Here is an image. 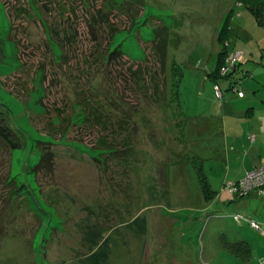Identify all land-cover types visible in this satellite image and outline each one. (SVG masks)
I'll list each match as a JSON object with an SVG mask.
<instances>
[{
	"label": "rangeland",
	"instance_id": "1",
	"mask_svg": "<svg viewBox=\"0 0 264 264\" xmlns=\"http://www.w3.org/2000/svg\"><path fill=\"white\" fill-rule=\"evenodd\" d=\"M112 1L0 0V115L20 140L0 141V264H264V237L232 217L241 197L228 190L264 151V13L241 0H116L111 49L156 70L155 100L131 78L86 72L90 15ZM69 33L82 39L65 49ZM222 43L242 59L206 81ZM243 228L258 238L251 255L233 246Z\"/></svg>",
	"mask_w": 264,
	"mask_h": 264
},
{
	"label": "trees",
	"instance_id": "2",
	"mask_svg": "<svg viewBox=\"0 0 264 264\" xmlns=\"http://www.w3.org/2000/svg\"><path fill=\"white\" fill-rule=\"evenodd\" d=\"M66 1H70V0H66ZM245 5H249V8H252L251 10L254 11L255 16L257 17V19L260 18V12L262 13V2L264 0H241ZM86 4H88L87 1H85ZM112 3V4H111ZM115 6L116 5V0L110 2V3H105L104 4V8L106 9V11L103 12H99L98 15L95 16V14H91L90 15V19L88 22V30H90L92 36H91V43H92V48L89 49L90 51L88 52L86 59L87 62L89 64L88 68L86 69V72L88 74L92 73L94 71V69L100 74L99 69H101V74L104 75V73L108 76H118L120 77V79L123 80L125 87L128 86L127 82V78H131V81L138 87L139 91H143L144 94L147 96H149V98H153V99H157L158 95H159V82H157L158 80L156 79L157 74H156V70H152V68L150 66L144 65L142 67V65L138 64L136 66L133 65H129V66H124L120 64V60L123 57V53L120 50L117 49H111L112 47V43L114 40V37L117 34L116 29L114 28V25L111 23L110 19H109V8L110 6ZM98 16V17H97ZM98 24H101L102 26H105L108 28V30L111 33H100L99 31L102 30V27H97ZM100 25V26H101ZM222 31L225 33V29L222 28L219 32V37L221 36ZM67 32H69V30H67ZM108 36V41L105 45H102V43H100V41H103L105 36ZM82 39V36H80ZM80 37H77L76 34L73 33H69L68 36L63 37L64 39V43H65V49H67V47L69 48L71 45H76L77 43H79L81 40H79ZM226 38V37H225ZM225 38L223 39V42L225 41ZM79 40V42H78ZM168 42L166 39H164L163 42H161L160 44L157 43L156 44V55H157V59L158 62L160 64V73L162 74V85L165 88V91H167V77H166V47L165 45H167ZM223 47L219 53L218 56V64L217 67L215 69V71L213 73H210L208 76H212L214 82H216L215 77L216 76H221L222 78L225 79H229L230 76L232 75L233 71L231 72L230 70L228 71L227 74L225 75H221L220 74V68L224 62V54H227V48L224 46V43H222ZM68 59V58H67ZM120 59V60H119ZM146 61V60H144ZM143 61V62H144ZM117 62L118 65H116L115 63ZM118 70V71H115ZM230 84L229 87L231 86L232 89H234V87L237 85V81L236 80H229ZM129 83V82H128ZM111 87V82L108 83ZM218 85L220 88V85L218 83H214L215 85ZM213 86V88H214ZM238 87H236L235 89H237ZM113 96L114 97H119V93H117L116 91L112 90ZM241 93V94H239ZM238 95L240 97H242V92H239ZM110 101L109 106L117 108L120 105V101L119 100H114V101ZM94 111V110H93ZM1 113V111H0ZM90 113H92V111H89V117H90ZM96 114V113H95ZM0 141H2L7 148H9L10 150H15L18 149L20 144H19V138L18 135L16 133V131L7 124V122L5 121L4 117L2 118L0 115ZM96 122H100L101 120L99 119V115L96 114V118H95ZM119 121V120H118ZM100 141H104L102 139H100ZM110 148H112V145H110ZM125 148V147H124ZM112 151H114V149H111ZM118 150H115L114 152H117ZM164 176H166V174H164ZM166 179L167 176H166ZM8 208V206H6V209ZM6 228V227H5ZM5 228H2V222L0 221V244L3 240V238L6 236L7 234V230H5ZM234 247L237 246L238 249H242V252L247 253L249 250V246L248 244H246L244 241H239L237 243H234L233 245Z\"/></svg>",
	"mask_w": 264,
	"mask_h": 264
},
{
	"label": "crops",
	"instance_id": "3",
	"mask_svg": "<svg viewBox=\"0 0 264 264\" xmlns=\"http://www.w3.org/2000/svg\"><path fill=\"white\" fill-rule=\"evenodd\" d=\"M248 9L250 10V12L252 14H254V11L251 10L252 8H249V5H248ZM263 13H264V10H262V14ZM260 14H261V12H260ZM262 14H261V16H262ZM261 16H260V18H261ZM227 53H228V49H227ZM211 79L213 80L212 76H207V80L206 81H209ZM252 137L254 138L252 140V144H254L256 142V140H257L256 133H254L252 135ZM243 141L241 142V147L244 148V152H246V156H249V154H250V156L253 157L254 154L250 151V149H249L250 146L248 147L247 144L244 145ZM263 163H264V151L259 148V149L256 150V153H255L254 158L252 159L251 163L249 165H243L242 168L240 169V171H236V173L234 174V180L235 181L239 180L240 178H242L245 175L246 172H248L249 170L253 169L254 167L260 166ZM236 207L239 209V214H243L245 216H249L253 220L261 223V232L259 230L257 231L256 229L252 228L250 225H248L246 223L250 227V228H247L248 229L247 231L252 232L253 234H255L259 238H260V236L264 237V232H263V228H264V197H262L258 193L253 192V193L249 194L247 197L239 198V204ZM218 210H220V209H216L215 207L209 208L208 209L209 213H207L206 220L210 216L216 214L217 212H220ZM234 214H238V213H234ZM253 230L258 232L259 234H257ZM245 231L246 230L244 228H243V230L240 231L239 239H236V241L234 243H237L239 241H244L246 244H248L249 250H248L247 253H245V252H243V253L245 255H248V254L251 255V252H252V247L251 246L254 245V243L258 240V238H255L254 235L252 237H247L246 235H244ZM235 251H238V250H235ZM236 255H238V252H237Z\"/></svg>",
	"mask_w": 264,
	"mask_h": 264
},
{
	"label": "built area",
	"instance_id": "4",
	"mask_svg": "<svg viewBox=\"0 0 264 264\" xmlns=\"http://www.w3.org/2000/svg\"><path fill=\"white\" fill-rule=\"evenodd\" d=\"M227 55L219 71L221 75L227 74L229 70L231 71L242 59V53L238 51H234L230 54L227 53ZM214 90L216 96L220 97V88L217 84L214 86ZM228 190L234 196L242 197L248 193L255 192L264 197V163L246 172L237 182H228ZM234 218L237 221H246L255 229L260 230V223L249 217L234 215Z\"/></svg>",
	"mask_w": 264,
	"mask_h": 264
},
{
	"label": "clouds",
	"instance_id": "5",
	"mask_svg": "<svg viewBox=\"0 0 264 264\" xmlns=\"http://www.w3.org/2000/svg\"><path fill=\"white\" fill-rule=\"evenodd\" d=\"M255 168V167H254ZM250 171V170H249ZM241 179V178H240ZM239 179V180H240ZM238 181V180H237ZM237 181H235V182H237ZM253 193V192H252ZM247 195H249V194H247ZM247 195H245V196H247ZM238 197H240V196H238ZM243 197V196H242ZM232 215V217L234 218V215H242V216H245V215H243V214H231ZM245 217H249V216H245ZM250 219H252L251 217H249ZM235 219V218H234ZM253 220V219H252ZM237 221V220H236ZM255 221V220H254ZM238 223H240V222H243V221H241V220H239V221H237ZM246 222V221H245ZM257 222V221H256ZM248 223V222H247ZM259 223V222H258ZM249 224V223H248ZM250 225V224H249ZM251 226V225H250ZM252 227V226H251ZM252 228H254V227H252ZM255 229V228H254ZM257 230V229H256ZM258 231V230H257ZM260 232H261V223H260V230H259Z\"/></svg>",
	"mask_w": 264,
	"mask_h": 264
},
{
	"label": "bare ground",
	"instance_id": "6",
	"mask_svg": "<svg viewBox=\"0 0 264 264\" xmlns=\"http://www.w3.org/2000/svg\"><path fill=\"white\" fill-rule=\"evenodd\" d=\"M249 194V193H248Z\"/></svg>",
	"mask_w": 264,
	"mask_h": 264
}]
</instances>
